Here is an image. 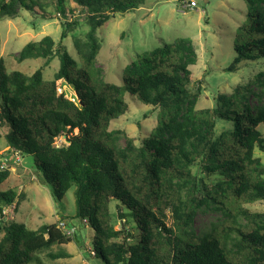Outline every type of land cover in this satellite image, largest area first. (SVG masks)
<instances>
[{"label":"trees","instance_id":"obj_1","mask_svg":"<svg viewBox=\"0 0 264 264\" xmlns=\"http://www.w3.org/2000/svg\"><path fill=\"white\" fill-rule=\"evenodd\" d=\"M71 1L89 27L74 40L77 59L61 44L78 26L67 21L75 10L67 9V0H53L64 19L60 40L45 36L17 56L18 62L41 58L46 65L57 57L53 78L44 80L42 67L31 75L7 72L0 60V138L7 149L33 159L55 202L75 187V217L92 229L90 256L104 264H264V212L245 207L264 200V163L254 154L264 152V72L229 95L218 94L212 109H196L201 88L189 87L196 50L190 39L177 38L138 56L120 85L104 82L95 66L96 32L144 0ZM244 2L247 19L233 41L227 72L264 62V0ZM36 8L42 9L41 0H0V20ZM58 81L72 97L59 92ZM125 93L157 110L155 127L139 145L125 137L119 146L123 133L109 128L127 111ZM252 94L258 105H252ZM218 120L231 127L216 133ZM60 138L66 144H57ZM196 165L200 175L193 172ZM9 176L8 169L0 170V186ZM17 199L14 189H0V264H30L71 241L57 224L34 230L4 222V209L15 208ZM204 210L221 213L223 220L197 235L193 224Z\"/></svg>","mask_w":264,"mask_h":264},{"label":"rangeland","instance_id":"obj_2","mask_svg":"<svg viewBox=\"0 0 264 264\" xmlns=\"http://www.w3.org/2000/svg\"><path fill=\"white\" fill-rule=\"evenodd\" d=\"M188 3H194V6ZM41 4L42 9L36 8L32 12L20 10L16 17L0 20V60L7 72L17 70L31 75L42 67L43 79L51 80L59 68L57 57L47 65L41 58L17 61L18 53L29 42L39 41L45 36H50L55 43L60 40L64 19L56 15L53 0H41ZM67 9L75 10L67 21L76 20L78 26L61 44L76 58L74 40L83 37L89 27L83 12L71 0H67ZM247 10L244 0H144L139 8L116 15L97 30L100 49L95 66L100 70L104 82L120 85L126 68L138 56L177 38H188L197 54L196 63L190 66L192 83L189 87L192 91L197 85L201 88L196 109H212L218 94L229 95L235 87L254 82L256 76L264 72V62H245L234 72L225 71L233 61V41L247 19ZM58 86L59 92L67 97L73 96L72 90L63 81H58ZM251 89L254 94L259 91L256 83ZM124 100L127 111L113 120L109 128L123 133L118 135L119 146H124L125 137L139 145L155 127L157 110L127 93ZM251 103L258 105L253 94ZM229 127L230 122L218 120L216 133ZM261 131L264 136V126ZM59 143L66 144L65 139L60 138ZM10 154L1 137L0 159L5 163V169L10 171V176L0 189H14L18 194L17 206L4 211V222L24 223L34 230L42 224H57L65 234L69 232L66 235L71 239L67 244L54 245L38 254L37 260L30 264H104L98 257L90 256L93 248L92 229L75 217V187L66 192L61 202H55L49 185L42 183L38 177L33 159L23 156L21 165H17L8 159ZM254 154L264 163V152L256 149ZM199 170L197 165L193 167L197 175H200ZM113 203L115 200L110 202L111 210ZM245 207L250 211L264 212V200L246 204ZM222 220L219 212L201 211L195 219L193 230L195 234L203 235ZM61 222L65 225L63 228ZM113 223L115 228L119 227V221L115 218ZM2 235L0 232V238ZM50 255L59 257L54 259Z\"/></svg>","mask_w":264,"mask_h":264},{"label":"built area","instance_id":"obj_3","mask_svg":"<svg viewBox=\"0 0 264 264\" xmlns=\"http://www.w3.org/2000/svg\"><path fill=\"white\" fill-rule=\"evenodd\" d=\"M188 5L189 6H194V3H188ZM9 152L11 154L9 155V158L8 159H10L13 164L21 165V163H22L21 162L22 161V156L18 152H15V151H9ZM4 169H5V163L4 162H1V159H0V170H4ZM5 209H4V211H5ZM4 211H3V214H4ZM60 225H61V227L62 226L63 227L65 226L63 222H61ZM66 234H69V232L66 233ZM90 255H93V251L90 252Z\"/></svg>","mask_w":264,"mask_h":264}]
</instances>
